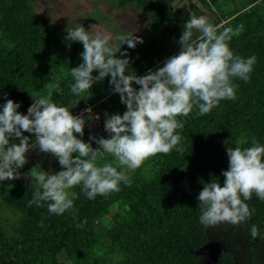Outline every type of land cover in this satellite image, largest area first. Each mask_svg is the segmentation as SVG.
Returning a JSON list of instances; mask_svg holds the SVG:
<instances>
[{
  "label": "trees",
  "instance_id": "obj_1",
  "mask_svg": "<svg viewBox=\"0 0 264 264\" xmlns=\"http://www.w3.org/2000/svg\"><path fill=\"white\" fill-rule=\"evenodd\" d=\"M177 1L116 0L120 8L138 10L151 25L146 44H137L135 49L127 44L120 47L129 54V68L136 75L157 70L178 53L177 42L190 10L204 14L192 1L175 10ZM197 1L218 13L214 25L220 30L242 24L243 31L232 37L229 47L234 55L257 58L247 82L232 79L236 99L221 100L210 113L189 120L177 130L178 147L184 152L173 149L147 159L128 171L131 184L121 182L119 191L88 199L82 186L71 189L77 199L64 214H50L45 201L39 207L29 206L38 185L27 166L19 169L20 179L0 182V203L20 213L14 235H7L0 225V264H200L208 230L199 222L197 197L203 184L212 179L224 181L226 148L250 147L252 138L264 145V0ZM33 2L0 0V106L6 103V94L21 105L18 112L26 115L37 94L47 97L51 93L54 103L71 112L95 103L103 115L119 109L122 103L119 94L112 92L110 77L79 96L71 92V68L82 63L83 45L66 41L65 34L35 12ZM117 58H121L119 53ZM133 87L139 90L140 86ZM23 135L35 139L29 133ZM10 143L19 141L12 138ZM113 161L110 154L97 158L98 165ZM57 167L62 170L58 161ZM245 203L252 215L239 226L248 234V264H259L264 201L253 193ZM252 225L259 233L255 239L249 234ZM62 253L65 262L59 260ZM218 264H233L232 255L221 251Z\"/></svg>",
  "mask_w": 264,
  "mask_h": 264
},
{
  "label": "clouds",
  "instance_id": "obj_2",
  "mask_svg": "<svg viewBox=\"0 0 264 264\" xmlns=\"http://www.w3.org/2000/svg\"><path fill=\"white\" fill-rule=\"evenodd\" d=\"M94 27L87 31L77 24L65 30L66 41L83 45L82 63L71 68V92L79 96L110 77L113 94H119L127 109L122 116L105 113L108 138L89 137L98 149L77 138L76 134L84 136L87 121L83 114L75 116L67 107L58 106L51 100V93L47 97L37 94L26 115L18 112L21 105L7 99L6 94V103L0 106V182L21 178L19 169L28 163L30 151L51 154L62 170L53 173L40 168L34 172L39 166L34 168L32 179L38 187L29 201V206L38 207L41 201L48 202L50 214L61 215L73 209L77 193L70 190L76 186H82L84 195L94 199L119 191L121 182L130 185L128 171L141 167L147 159L173 149L183 153V147H178L181 136L177 130L184 124L177 118L187 117L194 107L205 115L221 100L236 99L232 79L247 82L257 60L254 55L247 59L234 55L229 47L232 37L243 31L242 24L220 30L207 16L193 12L183 25L178 53L157 70L137 76L130 71L129 54L110 45L113 38L109 34L94 33ZM115 39L131 49L144 43L136 35H118ZM118 53L121 58H117ZM94 72L98 75L93 76ZM133 84L139 85V90ZM86 111L90 113L91 109ZM25 132L35 139L24 136ZM12 138L19 143H10ZM226 152L228 169L221 173L223 187L212 179L203 184L197 197L199 222L205 227L221 223L239 226L252 215L245 201L251 200L253 193L264 201V145L252 138L250 147H229ZM102 153L110 154L114 161L98 165ZM249 234L253 239L259 235L256 225L251 226Z\"/></svg>",
  "mask_w": 264,
  "mask_h": 264
},
{
  "label": "rangeland",
  "instance_id": "obj_3",
  "mask_svg": "<svg viewBox=\"0 0 264 264\" xmlns=\"http://www.w3.org/2000/svg\"><path fill=\"white\" fill-rule=\"evenodd\" d=\"M190 1L196 3L204 13L203 15L215 24L218 13L197 0H178L174 6L175 10L188 7ZM33 8L38 15L46 18L54 29L65 35H67L65 31L67 27L75 28L77 24H81L87 31H91V26L95 25L93 32L109 34L113 38L110 45H115L117 49L122 46V42L116 40V36L136 35L144 41L142 44H146L148 33L152 30L145 15L134 8H120L116 0H34ZM192 13L190 10V16ZM126 110V106L122 104L116 114L122 116ZM198 114V108L194 107L187 117L181 116L177 119L186 124ZM27 160L28 163L25 166L31 175H33L31 171L37 166L39 168L34 172H38L40 168L46 172L60 171L56 158L51 154L40 153L38 149L30 151L27 154ZM223 182L221 183L222 187ZM19 215L20 213L12 212L0 203V225L7 235H14L13 228L19 227ZM91 231L94 233L95 227H92ZM206 236L207 242L199 253L200 264H218L221 251H227L232 255L233 264H248L249 241L244 228L221 223L209 226ZM201 257H204L202 262ZM59 260L65 262L64 253L60 254ZM258 262L264 264V231L258 249Z\"/></svg>",
  "mask_w": 264,
  "mask_h": 264
},
{
  "label": "built area",
  "instance_id": "obj_4",
  "mask_svg": "<svg viewBox=\"0 0 264 264\" xmlns=\"http://www.w3.org/2000/svg\"><path fill=\"white\" fill-rule=\"evenodd\" d=\"M137 75V76H142ZM86 109H91V112L88 113ZM73 115L75 116H80L83 114L84 119L87 121L85 128H84V136L80 137L78 134L77 138L82 139L85 143L91 142L89 140L90 136H96V137H104L108 138V133L104 130V120H105V115H103L101 112L97 110V104H86L78 109H75L72 112ZM99 116V120H96L95 117ZM112 114H109L111 116ZM93 148L98 149L99 145L95 144L94 142H91ZM106 153H102L101 155H104Z\"/></svg>",
  "mask_w": 264,
  "mask_h": 264
},
{
  "label": "crops",
  "instance_id": "obj_5",
  "mask_svg": "<svg viewBox=\"0 0 264 264\" xmlns=\"http://www.w3.org/2000/svg\"><path fill=\"white\" fill-rule=\"evenodd\" d=\"M117 110H118V109H117ZM117 110H116V111H117ZM116 111H115V112H113V113H112V115H113V114H116Z\"/></svg>",
  "mask_w": 264,
  "mask_h": 264
}]
</instances>
